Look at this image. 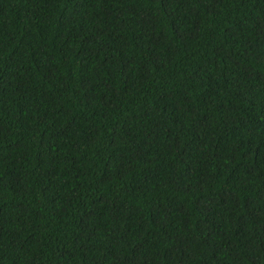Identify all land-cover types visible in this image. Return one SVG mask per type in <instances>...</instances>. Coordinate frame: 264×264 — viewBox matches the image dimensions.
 Instances as JSON below:
<instances>
[{
    "label": "trees",
    "instance_id": "obj_1",
    "mask_svg": "<svg viewBox=\"0 0 264 264\" xmlns=\"http://www.w3.org/2000/svg\"><path fill=\"white\" fill-rule=\"evenodd\" d=\"M0 264H264V0H0Z\"/></svg>",
    "mask_w": 264,
    "mask_h": 264
}]
</instances>
